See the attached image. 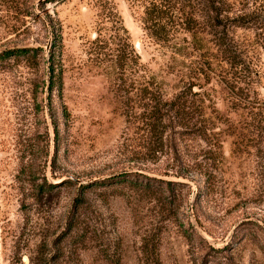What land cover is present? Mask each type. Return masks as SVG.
<instances>
[{
	"label": "rangeland",
	"instance_id": "1",
	"mask_svg": "<svg viewBox=\"0 0 264 264\" xmlns=\"http://www.w3.org/2000/svg\"><path fill=\"white\" fill-rule=\"evenodd\" d=\"M177 1L160 41L148 0H0V264H264V0Z\"/></svg>",
	"mask_w": 264,
	"mask_h": 264
},
{
	"label": "trees",
	"instance_id": "2",
	"mask_svg": "<svg viewBox=\"0 0 264 264\" xmlns=\"http://www.w3.org/2000/svg\"><path fill=\"white\" fill-rule=\"evenodd\" d=\"M203 4L205 5V9L208 13L211 14V23L210 25L212 27H217L220 25V20L218 19V14L216 13V8L214 6L213 0H202ZM177 0H148V5H146V18H148V23L146 26H144V29L146 30L147 34L150 37H153L155 40H165L168 37L169 34V26H168V20L171 21L174 17H176V20H190L195 21L194 14L192 13H184V9L182 10L178 5ZM203 8L199 11L202 13ZM110 14L113 17H117L116 14L111 11ZM119 30L122 33H127L126 30L121 26V22L116 18ZM144 23L146 21L144 20ZM220 36V42L219 45L223 46L222 52L225 53L226 57H228V63L231 67L240 66V68L243 66L242 64L244 61L236 60V57L231 56L232 50L230 42L226 39V36ZM95 46L101 47L102 44H104V41L101 39V37L98 35L93 39L91 42ZM103 47V46H102ZM122 48L116 49L110 59L111 64L113 66L112 68V75L114 76L115 81L120 80L122 81L128 75H125V71H128V74L133 76V66L138 64V57L134 53V50L132 49L130 43L128 42V36H125V40L121 44ZM131 70V71H130ZM50 85H48V92H51L53 87V77H54V69L50 67ZM58 75V74H57ZM111 75V76H112ZM56 77V76H55ZM59 78V75L58 77ZM143 80V83L141 84V89L139 94L143 103L138 106L139 116H145V126L151 130H153V127H155L158 122L161 121V118H163L164 115L167 114V108L164 109V104L161 105V102L163 100V97L161 96V93L156 90H149V85L152 84V81L155 79V77L148 73L145 69L143 70V73L141 76H139ZM257 105H252V107L258 108L259 103L256 102ZM164 109V110H163ZM173 109V106L170 107V110ZM137 109H135L136 111ZM137 111V113H138ZM157 123V124H156ZM56 126H53V129L55 130Z\"/></svg>",
	"mask_w": 264,
	"mask_h": 264
}]
</instances>
